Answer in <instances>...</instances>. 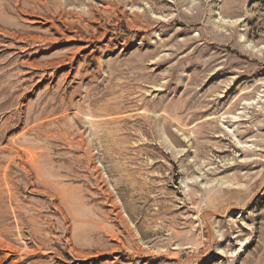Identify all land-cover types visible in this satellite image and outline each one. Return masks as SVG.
Listing matches in <instances>:
<instances>
[{
  "label": "rangeland",
  "instance_id": "rangeland-1",
  "mask_svg": "<svg viewBox=\"0 0 264 264\" xmlns=\"http://www.w3.org/2000/svg\"><path fill=\"white\" fill-rule=\"evenodd\" d=\"M0 264H264V0H0Z\"/></svg>",
  "mask_w": 264,
  "mask_h": 264
}]
</instances>
